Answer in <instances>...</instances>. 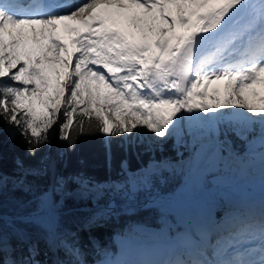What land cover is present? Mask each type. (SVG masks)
Wrapping results in <instances>:
<instances>
[{"label": "snow or ice", "instance_id": "1", "mask_svg": "<svg viewBox=\"0 0 264 264\" xmlns=\"http://www.w3.org/2000/svg\"><path fill=\"white\" fill-rule=\"evenodd\" d=\"M12 6L35 7L36 15H44L52 6L63 7L54 5L53 0H0V11L5 15ZM181 26L183 31L173 43L187 50L190 57L199 48L208 52V58L197 69L201 75L187 89H177L175 96H168L170 89H164L156 93L155 99L93 108L70 117L62 113L52 116L37 108L0 110V193L11 185L14 190L32 194L22 207L23 215L6 217L0 210V264H264V194L258 207L246 205L242 210L227 212L221 220L215 219L212 208L192 199L185 209L189 220L186 230L163 244L171 253L169 259H129L127 252L112 253L92 236L87 245L82 244L81 232L103 227L121 214L135 213L132 204L137 193L152 187L151 170L165 161L171 163L168 157L155 159V153L169 139L177 157L174 166L191 167L204 156L214 166L239 164L245 157L233 150L232 138L253 146L246 154L245 167L259 159L264 190V0L258 5L249 0H188ZM237 51L240 58L235 63L226 62ZM222 62L223 66L218 67ZM229 108L244 110L248 122L228 130L214 124L211 117ZM257 121L259 128L255 127ZM193 122L199 126L193 127ZM5 135L9 141L19 135L24 142L25 155L14 157L11 174L2 163ZM84 135L104 138L110 172L113 142L124 154L116 178L109 176L101 181L83 172L58 171V164L75 151ZM255 146L260 148L258 153ZM185 152L189 153L186 159ZM145 154H151L146 165L129 167L130 157L139 159ZM29 159L37 160V165H27ZM45 178L48 183L42 189L33 183ZM69 185H75L77 198L88 203L89 215L76 230L62 226L65 202L71 195ZM184 193L189 198L194 196L189 186L170 194L169 199ZM160 222L163 227L151 235L167 237L171 227L167 216L162 215ZM23 224L40 227L45 246L50 251H62L65 258L51 262L41 259L40 241L18 226ZM5 225L10 232L5 231ZM137 230L148 231L142 226Z\"/></svg>", "mask_w": 264, "mask_h": 264}, {"label": "rangeland", "instance_id": "2", "mask_svg": "<svg viewBox=\"0 0 264 264\" xmlns=\"http://www.w3.org/2000/svg\"><path fill=\"white\" fill-rule=\"evenodd\" d=\"M129 1L132 12L134 13L133 18L131 19V21H127L125 25H116V28H114V31H116V33L109 38L106 37L103 44L105 46L110 45L108 52L106 53V57L111 59V61H114L118 68L124 71V78L128 79V83H130L129 87L132 89L131 94L122 96L119 92L117 93L113 91V88L108 80L99 81L95 77V73L93 74L90 71L87 63L85 62V53L82 49L81 44L67 41H64L63 44L55 51L53 50V52L58 54L60 58L51 57L50 59V63H52L53 69H57L58 71H55L56 74L54 75L55 79L53 81L48 80V83H54V85L58 89L57 92L53 93L49 87L51 86V84L43 87V71H36V69H38L41 65L43 66L44 63L34 64L33 61L26 60L24 64L21 65L19 64V60H17L15 57H12L10 59L16 49L12 46V44L21 45L22 42L25 41L29 36H25L22 39L15 38L11 35L10 31L8 32L6 30L14 29L15 33H18L19 31L15 28L19 26L20 29L23 30L24 25L20 24L19 20H9L8 22L6 20H1L0 18V96L2 95L3 86H9L18 90V92L20 93L17 99L18 105L24 106L29 111H31L33 108H37V106L39 105L41 108H45V111H42V113H49L52 116H55L58 113H62L63 115L68 116L70 114V101L72 100L73 95L91 94L98 100L99 107L111 108L123 105L129 101L153 99V97H151L150 95L151 92L147 90V80L152 81L151 84H154L155 86L161 85L160 82L165 79L166 75L165 62H167L168 60H170V63L172 64V72H177L179 57L182 54L183 50L175 48L176 46H174L175 44L173 43V41L177 38L175 36L176 33L170 36V28L168 27H172V25L176 23V21L178 20L177 14L179 12L185 13L184 7L188 3V0H152L153 3H139L133 0ZM86 9L87 6L83 8V5H80L74 11L72 16H79ZM42 32L44 33L46 31L42 30ZM159 39H164L165 41L169 42L168 48L175 53V56H173L172 58H168L166 53L168 49L167 48L166 52L160 53V56L164 57L165 61L153 63L151 61L152 53L154 51V48L157 46V41ZM78 50H80L81 62L82 64L83 62H85V66L81 65V63L77 64V62L75 63L76 65L73 66V62L76 61L74 58L77 55ZM177 50H179V55L176 54ZM19 56L24 57V54L19 53ZM56 61H59V63H56ZM46 63L48 62L46 61ZM148 65H150L151 67L148 68ZM138 72L139 76L136 77ZM56 77L59 80H56ZM132 96H136L137 99H131ZM49 98L50 101H47ZM77 98L80 97L77 96ZM42 99L45 100L43 101ZM34 102H36V104L38 105L33 104ZM234 110L238 112L237 117H240L241 119L249 117L244 110L235 108ZM211 120L214 124L219 126L221 123L220 113L218 117L212 116ZM196 124L197 122L193 123V125ZM239 125L243 126L242 120H240ZM237 154L239 155V153ZM188 155L189 153L185 152V159L188 157ZM244 157L245 159L242 163L231 164L229 171H232L233 169L236 175L243 174V167L247 164V157ZM174 159L177 160V158ZM205 160L199 167L196 166V162H194L191 167L188 166L187 174L185 175L184 180L179 186L178 190H180L182 187L190 186L191 191L194 193V196L200 197V199L204 192L215 191L214 187L204 189L202 186L203 181H205V175L207 171L217 166H214V162L209 158H206ZM170 161L171 163L169 161H166L165 167H170V164H173L174 160ZM256 162L257 161L254 162L252 167H247L249 169L247 173H250L251 168V173H255L257 171L260 172V165L256 164ZM255 165H258V167H253ZM158 167L159 165L155 166L154 169H157ZM220 168H222L224 171L227 166L223 163L222 167ZM194 170L197 172V175L195 174ZM219 172L221 173L220 170ZM186 179L188 182L187 186L185 181ZM216 179L217 177H213V181H216ZM73 191L74 190H70L68 188L69 193L72 194ZM186 194L187 193L181 195ZM207 199H212V196L208 194ZM152 200L156 202L165 200L167 202L166 198L164 197H161L160 199L154 197ZM216 202L217 199H215L214 202L215 206ZM230 206L231 204L227 205L226 211ZM87 208L88 204L84 205L83 209L86 210ZM88 215L89 212L87 211L86 217ZM11 216L14 215L11 214ZM80 225L71 229L76 230L80 227ZM145 228L147 227H144V229ZM132 231H135L134 227L132 228ZM179 232H183V230ZM114 240L119 249L121 238H119V236L117 235L116 237H114ZM45 251L47 252L46 249ZM121 251H125L128 253L127 250L122 249L117 250L116 253ZM56 255V251H53L52 256ZM137 257L132 258V255L128 254L129 259H135ZM56 259H53V261Z\"/></svg>", "mask_w": 264, "mask_h": 264}, {"label": "trees", "instance_id": "3", "mask_svg": "<svg viewBox=\"0 0 264 264\" xmlns=\"http://www.w3.org/2000/svg\"><path fill=\"white\" fill-rule=\"evenodd\" d=\"M79 96L80 98H77ZM17 94L14 88L4 85L2 95L0 96V110L8 111V109L19 110L25 108L17 104ZM70 114L69 117L76 113L79 116V113L85 110H92L93 108H99L96 97L87 94V95H73L72 100L70 101ZM238 112L234 108H229L225 110H220L221 123L219 127L223 130H228L234 127H240L239 122L242 120L243 125L248 122L249 117L241 119L237 117ZM255 127L259 128L260 124L257 121ZM103 137L99 135H84L81 136L76 149L73 152H70L65 157V160L58 164V171L65 174L68 173H77L83 172L88 176L94 177L97 180H105L109 176L116 178V172L119 170V161L123 158L124 154L119 151L115 142H113L112 147V171L110 172L105 156V148L103 146ZM233 150L236 153H239L241 156H246L247 153L251 151L252 146H246L245 142L235 140L232 138ZM24 142L23 139L17 135L15 140L9 141L7 135H5V142L3 145V169L11 174L14 171V157L21 156L24 157ZM151 154H145L139 159L135 157L129 158V167L136 169L142 165H146L150 159ZM165 157L170 158V160L176 161L174 158H177L175 152L172 150V140L169 139L164 148L161 151L155 153V159H164ZM185 158V157H184ZM174 162L170 168H160L151 173L152 187L148 189L141 190L136 195V200L133 203H142L145 202L148 197L152 194L157 193H169L175 192L177 187L182 182L183 177L188 171V166L181 164L179 166H174ZM27 165L36 166L37 160H26ZM66 165V166H65ZM206 184L211 183V178L209 176L205 179ZM39 188H44L47 186L48 180L38 179L33 181ZM70 190H74L68 199L65 202L66 212L62 220L63 228L71 229L82 223L86 218L87 211L82 206L88 204L86 201L80 200L76 196L75 185H69ZM31 193H25L23 191L14 190L11 185L5 188L2 193H0V205H2V212L12 215H21L24 214L22 211L23 205H25L31 199ZM135 213L132 215H123L121 214L118 218H113L106 223L103 227H94L90 232H81V241L82 244L87 245L88 239L90 236L95 237L96 240L100 242L101 245H107L108 249L112 253H116L118 247L114 240V237L117 232H128L132 229L134 222H145L159 224L161 217V209L157 205H147L141 206L139 204L133 205ZM27 231L34 240L40 241V248L42 252L41 259L45 261H53L57 258H65L62 251L56 252V256H52L53 251H50L44 243L43 233L36 224H23L18 225ZM78 229V228H77ZM5 231L10 232L11 229L8 225H5ZM47 250V252L45 251ZM91 252L90 247L86 249ZM93 257L90 254L88 259L91 260Z\"/></svg>", "mask_w": 264, "mask_h": 264}, {"label": "bare ground", "instance_id": "4", "mask_svg": "<svg viewBox=\"0 0 264 264\" xmlns=\"http://www.w3.org/2000/svg\"><path fill=\"white\" fill-rule=\"evenodd\" d=\"M113 3H118V5H119V7L117 8V7H115V6H113V5H106V6H104V7H102V8H97V9H89L88 8V10L86 9L85 11H84V14H87L88 12H92V13H94V15H95V17H96V15H97V20H100L101 22H102V26L98 29V31H97V33L98 34H100L101 33V31H103V32H107V27L105 28V25H104V21L106 20V19H108L109 17H114V18H116V20H118V21H124V22H126V16H128V15H130L131 13H132V8H131V5L129 4V0H113L112 1ZM249 2L250 3H252V4H256V5H258L259 4V0H249ZM187 5V4H186ZM82 8V7H81ZM184 9H185V7H184ZM182 15H184V12H179L178 14H177V17H180V16H182ZM14 20H16V19H14ZM9 22V21H8ZM243 23V22H242ZM24 25V24H23ZM109 25V24H108ZM243 25V24H242ZM17 26V25H16ZM181 21H180V19L179 20H177L176 21V23H174L173 25H172V27L171 28H173L174 29V33H176V35L177 36H179V32H180V29H181ZM37 28H41V29H43L44 31H46V32H44L43 33V35H46L47 33H48V31H49V27H45V28H43L42 27V25H37ZM15 29H17L19 32L18 33H15V31H14V29H9V30H6V31H10L11 32V35L13 36V37H15V38H23V37H25V35L27 34L26 32H25V30L23 29H20V27L18 26V27H16ZM10 34V33H9ZM56 35H59L60 34V32H56L55 33ZM51 36V35H50ZM49 36H46L45 38H44V40L42 41V43H41V45H40V49L38 50V46L37 45H33L31 42L33 41V37H27L26 38V40L25 41H23L22 42V44L21 45H16V44H12V46L14 47V48H16L15 49V52L13 53V55L10 57V59L12 58V57H15L17 60H19V64H21V65H23L24 64V62L26 61V60H30V61H36V63H44V65L41 67V66H39V68L38 69H36V71H39V72H42L43 71V79H42V83H43V87L44 86H46V85H49V84H51V86H49L50 87V89H51V91L53 92V93H55V92H57L58 91V89H57V87L54 85V83H48V80H50V81H53L54 79H55V74H56V72L55 71H57V69H53V67H52V63H50V59H51V57H57V58H60V56L58 55V54H56L55 52H53V49L54 48H52V49H49V48H45V46H47V44L45 43L46 41H45V39H47ZM159 41H163V42H165L164 41V39H159L158 41H157V45H158V43H159ZM102 49H105V47H103ZM39 52H42V58L40 59V60H36V57L38 56V54H39ZM19 53L21 54V53H23L24 54V57H20L19 56ZM158 53V50H157V47H155L154 48V51H153V53L152 54H157ZM197 53V52H196ZM196 53H195V55H194V57H190L189 56V54H188V52H187V50H183L182 51V54L180 55V61L181 60H183V59H185L186 61H185V65L188 67L189 65H190V63H191V60H192V63L196 60V58H197V56H196ZM78 56V57H77ZM21 58V59H20ZM76 61L75 62H73V66H75L76 64V62H77V64L78 63H81V65H84L85 66V62H83V64H82V62H81V54H80V50H78L77 51V55L75 56V58H74ZM85 59H86V53H85ZM187 59H190L189 61L187 60ZM46 61L48 62V63H46ZM56 63H59V61H56ZM61 63V62H60ZM115 64L114 63V61H111V59H109V64ZM83 68V67H82ZM84 69V68H83ZM85 70V69H84ZM98 71V70H97ZM58 72V71H57ZM127 75H129V74H127ZM134 76H135V74H134ZM139 76V72H138V74L136 75V77H138ZM176 78H177V75H175V77H174V79L176 80ZM192 78H193V76H190V75H188L187 76V78L185 79V80H181V85L177 88V89H187V87L191 84V80H192ZM47 79V80H46ZM56 80H59L57 77H56ZM109 80V79H108ZM47 82V83H46ZM150 83L152 82V81H149ZM148 82V83H149ZM177 89L176 90H173L172 92H167L166 94L168 95V96H175L176 94H177ZM148 90V89H147ZM152 94H154V93H151V95ZM182 94V93H181ZM50 96V95H49ZM45 98V97H44ZM43 100V99H42ZM45 100V99H44ZM43 100V101H44ZM47 101H50V98L47 100ZM33 104H35V105H38V104H36V102H34ZM48 105V104H47ZM47 105H46V108H47ZM49 108V107H48ZM37 109H39L40 111H41V113H42V111H45V108L43 109V108H41L39 105L37 106ZM193 123H195V122H193ZM193 126H195V127H198L199 126V124H198V122H197V124L196 125H193ZM260 151V149L258 150V151H256L257 153ZM206 158H208V156H204L199 162H196V166L197 167H199L200 165H201V163H203V161L206 159ZM206 161V160H205ZM256 164H260V162H259V159L257 158L256 159ZM256 166V165H255ZM255 166H253V167H255ZM250 167H252V166H250ZM249 167V168H250ZM248 168L247 167H243V172L244 173H247L248 172ZM251 170H252V168L250 169V173H248V174H252L251 173ZM194 172H195V174L197 173L195 170H194ZM197 175V174H196ZM199 178V177H198ZM197 179V178H196ZM201 180V179H200ZM185 181H187V179L185 180ZM247 183H244L243 185H246ZM184 197V199H183V201L182 202H170L171 203V206L172 207H174V208H176V209H178V208H180L179 210H182V208H188V207H190V205H191V203H192V199H194L197 203H199V204H202V205H204V206H206V207H208L207 205H206V202L204 203L203 201H201L200 200V197H195V196H193L192 198H189V196L186 194V195H184L183 196ZM257 207H258V204L256 205ZM212 209L214 210V207H212ZM235 210H238L237 209V207L235 206V204L234 203H232L231 204V206L229 207V211H235ZM214 216H215V219L216 220H221V219H219V218H217L216 217V215H215V210H214ZM186 221H187V223H189V220H188V218L187 217H185L184 218ZM187 226V225H186ZM145 229H147L148 231V234H151V232H155V230H152L151 228H149V227H147V228H145ZM160 236H158V237H154V236H152L151 235V238H150V242L149 243H145L144 244V247H146V245L148 244V246H150V248H148L147 249V255L146 254H142L140 257H137V258H135V259H154V258H156V259H169V258H172V256L171 257H168L166 254H164V251L163 252H161V255H158L157 256V254L158 253H156V255H155V253H154V248H155V243L157 242V240H158V238H159ZM215 238V237H214ZM162 249H163V247L162 246H159V250L160 251H162ZM135 259H133V260H135Z\"/></svg>", "mask_w": 264, "mask_h": 264}, {"label": "water", "instance_id": "5", "mask_svg": "<svg viewBox=\"0 0 264 264\" xmlns=\"http://www.w3.org/2000/svg\"><path fill=\"white\" fill-rule=\"evenodd\" d=\"M178 74H179V84H181L180 79L185 80L186 75H187V71L184 69L182 63H180Z\"/></svg>", "mask_w": 264, "mask_h": 264}]
</instances>
